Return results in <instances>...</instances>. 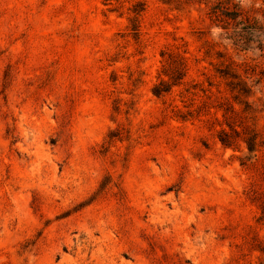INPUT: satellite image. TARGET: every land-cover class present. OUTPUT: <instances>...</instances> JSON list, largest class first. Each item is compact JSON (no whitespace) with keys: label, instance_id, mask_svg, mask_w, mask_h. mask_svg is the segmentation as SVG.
I'll list each match as a JSON object with an SVG mask.
<instances>
[{"label":"rangeland","instance_id":"rangeland-1","mask_svg":"<svg viewBox=\"0 0 264 264\" xmlns=\"http://www.w3.org/2000/svg\"><path fill=\"white\" fill-rule=\"evenodd\" d=\"M206 1L0 0V264L264 260V146L250 165L224 148L213 108L230 98L220 61L258 52L210 25ZM240 2L264 17V0ZM183 51V85L154 97L161 54ZM194 84L199 117L182 121ZM252 92L235 109L264 138Z\"/></svg>","mask_w":264,"mask_h":264},{"label":"trees","instance_id":"trees-1","mask_svg":"<svg viewBox=\"0 0 264 264\" xmlns=\"http://www.w3.org/2000/svg\"><path fill=\"white\" fill-rule=\"evenodd\" d=\"M161 1L171 2V0ZM204 6L206 9L205 15L210 25L221 30L233 47L243 52L253 49L258 52V62L249 63L244 61L240 65H236L226 58L220 61L215 70L218 78L225 82L226 92L230 95V98L220 97V101H217V104L213 107L216 112H222V125L224 126L220 127L216 138L224 148L232 149L233 152H240L241 149H245L248 157L244 159L250 165L251 160L255 159L253 154L258 151L257 148L264 146V138L256 128L247 124L246 118L239 116L235 104L244 105L245 109H249L248 100L254 102L255 97V93L252 92L253 88L260 87L264 90V17L260 15L262 8L244 7L240 0H209L204 3ZM143 11L144 5L141 4L134 9L133 14L135 17L130 20L129 31L136 40L140 33L139 14ZM185 54V51L181 55L161 54L162 57L166 56L162 76L167 81L162 80L153 87L152 94L154 97L169 96L172 94L174 87L183 85L189 70L188 58L184 56ZM204 55L207 59L211 58L210 49H206ZM217 57L223 58L222 55ZM196 86L197 84H194L183 91L182 99L185 100L184 103H188V106L184 107L187 108V111L181 113L179 109L174 108V111L178 114L177 117L182 121L192 119L194 115L199 117L200 111L191 109L196 100ZM201 92L207 100L212 97L209 90ZM208 94L209 96H207ZM229 99L233 101L232 104L229 103ZM260 253L264 256V249H260ZM259 264H264V260L260 261Z\"/></svg>","mask_w":264,"mask_h":264}]
</instances>
